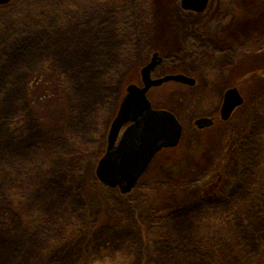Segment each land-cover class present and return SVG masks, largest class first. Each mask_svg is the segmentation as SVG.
Wrapping results in <instances>:
<instances>
[{
    "label": "rangeland",
    "instance_id": "374dc122",
    "mask_svg": "<svg viewBox=\"0 0 264 264\" xmlns=\"http://www.w3.org/2000/svg\"><path fill=\"white\" fill-rule=\"evenodd\" d=\"M161 1L0 5V264H264V0ZM155 53L196 82L148 90L183 131L125 193L96 168Z\"/></svg>",
    "mask_w": 264,
    "mask_h": 264
},
{
    "label": "water",
    "instance_id": "95a60500",
    "mask_svg": "<svg viewBox=\"0 0 264 264\" xmlns=\"http://www.w3.org/2000/svg\"><path fill=\"white\" fill-rule=\"evenodd\" d=\"M10 1L0 0V4ZM181 3L185 9L200 12L206 9L209 0H181ZM157 56L158 53H155L152 60L142 68L144 84L131 83L127 86V92L110 127L107 151L96 169L102 182L120 186L125 193L133 189L154 155L163 147L176 146L182 135L183 126L177 116L171 110L154 108L147 96L148 90L170 80L188 84L196 82L195 78L183 73L153 78L151 73L158 63ZM243 101L244 97L237 87L228 88L222 104L223 117L228 118ZM129 122L132 123L119 138L121 129ZM212 122L213 119L209 117L197 120L198 124L204 125Z\"/></svg>",
    "mask_w": 264,
    "mask_h": 264
},
{
    "label": "flooded vegetation",
    "instance_id": "af4514ba",
    "mask_svg": "<svg viewBox=\"0 0 264 264\" xmlns=\"http://www.w3.org/2000/svg\"><path fill=\"white\" fill-rule=\"evenodd\" d=\"M157 60H158V63H157V65L160 63V62H162V57H161V59L159 58V56H157ZM157 65H156V67H157ZM156 67L154 68V69H156ZM154 69L152 70V73H151V75H153V71H154ZM186 74H188V73H186ZM244 97V96H243ZM223 100H224V98H223ZM245 100V99H244ZM244 102V101H243ZM222 103H223V101H222ZM176 113V112H175ZM233 113V112H232ZM232 113L228 116V118L227 119H229L230 117H231V115H232ZM176 115H177V117L179 118V115L176 113ZM220 116H221V118H224L223 117V113H222V105H221V107H220ZM202 117H211L212 119H213V122L211 123V124H206V125H204V123L203 124H198L197 123V120L199 119V118H202ZM180 119V118H179ZM226 120V119H225ZM194 124L197 126L196 128H198V129H203V128H206V127H210V126H213L216 122H217V118L213 115V113L212 112H210V113H208V114H204V115H197L196 117H194ZM132 122H129L128 124H126V127H127V125H130ZM202 123V122H201ZM203 125V126H202ZM164 149V148H163ZM162 149V150H163ZM161 151V150H160ZM160 151H158L155 155H154V157L160 152ZM153 157V158H154ZM152 161V160H151ZM150 165H148L147 166V168L145 169V171L142 173V175L143 174H145L146 173V171H147V169H148V167H149ZM141 175V176H142Z\"/></svg>",
    "mask_w": 264,
    "mask_h": 264
},
{
    "label": "trees",
    "instance_id": "16d2710c",
    "mask_svg": "<svg viewBox=\"0 0 264 264\" xmlns=\"http://www.w3.org/2000/svg\"><path fill=\"white\" fill-rule=\"evenodd\" d=\"M160 2H162V1L160 0ZM167 2L170 3L169 1H167ZM175 2H176V1H175ZM178 2L180 3V0H178ZM4 6H5V5H4ZM164 6H165V4H164ZM162 13H163V12H162ZM163 14H165V13H163ZM35 84H37V83H35ZM31 88H32L31 90L34 91V89H35V85H34V86L32 85ZM32 91H31V92H32ZM32 96H33L34 98H37V96H36L35 94H33V93H32ZM104 152H105V150H104L103 153L99 156V158L104 154ZM99 158H98V159H99ZM181 168H182V167H178V168H176V169H181ZM179 180H181V178L178 176V178L175 179V181H179ZM213 184L215 185V182L210 181V183L204 187L205 191H206V190H209L208 187H209V186H212Z\"/></svg>",
    "mask_w": 264,
    "mask_h": 264
}]
</instances>
